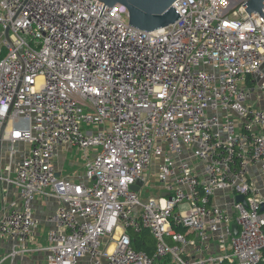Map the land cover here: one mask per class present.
<instances>
[{
	"label": "built area",
	"instance_id": "1",
	"mask_svg": "<svg viewBox=\"0 0 264 264\" xmlns=\"http://www.w3.org/2000/svg\"><path fill=\"white\" fill-rule=\"evenodd\" d=\"M243 4L178 0V21L149 33L128 25L120 4L0 0V198L7 186L19 197L0 220L17 245L9 257L264 264V198L251 177L255 165L264 177V110L250 104L264 94V19ZM66 147L85 163L76 179L58 173ZM5 148L21 161L4 171ZM153 165L161 193L144 198ZM40 198L59 204L45 246ZM143 230L156 239L153 256L133 247ZM213 237L220 253L187 255Z\"/></svg>",
	"mask_w": 264,
	"mask_h": 264
},
{
	"label": "crops",
	"instance_id": "2",
	"mask_svg": "<svg viewBox=\"0 0 264 264\" xmlns=\"http://www.w3.org/2000/svg\"><path fill=\"white\" fill-rule=\"evenodd\" d=\"M250 104L254 107L264 110V96L261 93L254 95L250 100ZM16 149L20 152L26 151L28 150V146L24 144H18L16 145ZM5 151V155L2 157V167L4 171L8 166H16L21 161V156L19 154L15 155L14 157H9V148H7ZM55 162L58 168V173L62 177L76 179L77 175L84 172L85 163L83 162L81 155L77 152L76 148L66 147L59 149ZM157 172V165H153L148 172V176L151 179V189H149V192L147 193H150L151 196H158V194L161 193V187L156 185V183H158L156 178ZM12 177H14V173H12ZM251 177L257 185L261 186V188L264 186V177L261 173L259 165H255L251 168ZM6 189V200L0 198V220L9 210V201L19 199L15 187L7 186ZM147 197L148 196L144 195V198ZM58 206V202L53 198H40L34 203L36 216L40 220V228L37 240L43 246L47 244L46 237L48 231L54 228V226L52 224H48L45 219L46 217L53 214L58 209ZM183 232L187 233L186 230H183ZM41 237L44 239V241L46 240L45 245L43 244ZM189 238L194 239V234H190ZM14 248H17V245L14 242L7 240L0 235V264H46V252L35 251L31 254L20 255L17 258L9 257ZM186 252L188 256L200 257L208 254H218L220 253V250L218 243L216 242V238H213V240L205 244H199L197 248L188 247ZM169 263V259H163L161 261H157L156 264Z\"/></svg>",
	"mask_w": 264,
	"mask_h": 264
},
{
	"label": "water",
	"instance_id": "3",
	"mask_svg": "<svg viewBox=\"0 0 264 264\" xmlns=\"http://www.w3.org/2000/svg\"><path fill=\"white\" fill-rule=\"evenodd\" d=\"M100 3L113 8L120 4L127 8L129 12L128 25L144 32H155L175 24L181 17L173 7L178 0H97ZM242 5L248 16L259 14L264 19V0H242ZM142 183L133 186L132 190L139 192ZM237 203L246 204L245 197L238 195ZM264 212V205L262 206ZM237 234V227H233Z\"/></svg>",
	"mask_w": 264,
	"mask_h": 264
},
{
	"label": "trees",
	"instance_id": "4",
	"mask_svg": "<svg viewBox=\"0 0 264 264\" xmlns=\"http://www.w3.org/2000/svg\"><path fill=\"white\" fill-rule=\"evenodd\" d=\"M179 231L183 232V229ZM131 236L132 244L136 251L146 252L148 255L153 256L156 242L148 230H143L141 233H132Z\"/></svg>",
	"mask_w": 264,
	"mask_h": 264
},
{
	"label": "rangeland",
	"instance_id": "5",
	"mask_svg": "<svg viewBox=\"0 0 264 264\" xmlns=\"http://www.w3.org/2000/svg\"><path fill=\"white\" fill-rule=\"evenodd\" d=\"M263 96H264V94H262ZM254 107V106H253ZM254 108H257V107H254ZM259 109V108H258ZM193 165L194 166H196V167H199L200 166V164H199V161L197 162V160H194L193 161ZM156 185L159 187V184L158 183H156ZM257 187L261 190V194H262V197L264 198V191L261 189V186H259V185H257ZM146 196H148V197H150L151 196V194L150 193H146L145 194ZM237 203V202H236ZM188 207L187 206H185V207H182L181 209H180V211H184V210H186ZM41 240L43 241V244L45 245L46 244V240L44 241V239L41 237Z\"/></svg>",
	"mask_w": 264,
	"mask_h": 264
},
{
	"label": "bare ground",
	"instance_id": "6",
	"mask_svg": "<svg viewBox=\"0 0 264 264\" xmlns=\"http://www.w3.org/2000/svg\"><path fill=\"white\" fill-rule=\"evenodd\" d=\"M234 226L237 227V234H239V226L237 225V222H236V221L233 222V224H232V228H233ZM153 238H154V237H153ZM213 238H216V237H213ZM154 240H156V239L154 238ZM216 240H217V239H216ZM160 260H162V259H160Z\"/></svg>",
	"mask_w": 264,
	"mask_h": 264
}]
</instances>
